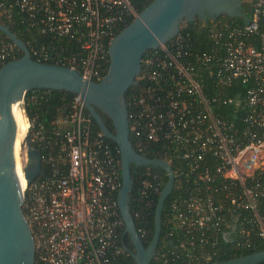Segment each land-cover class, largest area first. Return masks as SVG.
I'll use <instances>...</instances> for the list:
<instances>
[{"label":"built area","instance_id":"2783aa9c","mask_svg":"<svg viewBox=\"0 0 264 264\" xmlns=\"http://www.w3.org/2000/svg\"><path fill=\"white\" fill-rule=\"evenodd\" d=\"M5 8H15L22 25L74 45L65 53L33 48L35 61L95 82L108 70L110 41L138 16L132 0H0V12ZM248 17L243 24L202 22L195 36L203 30L204 44L178 33L159 47L156 67L142 77L144 92L130 100L134 150L161 144L175 162L174 169L162 159L174 173L162 229L170 245L163 255L176 263H211L220 238H231L240 252L264 243V0H253ZM14 57V44L0 38V65ZM85 110L74 95L68 115L50 122V136L36 117L25 116L29 141L42 149L46 167L21 190L34 264H121L125 252L117 242L124 230L120 161L102 133L93 132ZM147 167L136 173L137 200L158 191ZM132 217L140 219L139 212Z\"/></svg>","mask_w":264,"mask_h":264},{"label":"water","instance_id":"95a60500","mask_svg":"<svg viewBox=\"0 0 264 264\" xmlns=\"http://www.w3.org/2000/svg\"><path fill=\"white\" fill-rule=\"evenodd\" d=\"M245 0H153L138 16L118 33L108 45L109 65L98 82L84 79L78 71L68 67L47 64L32 59L25 43L9 28L0 24V32L21 51L19 59L0 67V264H34L35 250L32 234L23 215L21 189L16 170L15 129L11 108L21 102L28 91H65L78 95L102 135L113 141L119 152L121 187L117 207L124 224V233L133 246L135 264H150L162 234V215L167 198L174 185L171 165L162 159L147 158L133 148L129 135L126 93L137 85L143 56L174 39L183 21H214L222 15L249 21L242 4ZM23 111V110H22ZM106 115L113 132L106 126L101 114ZM28 164L23 168L29 184L42 174L38 151L24 139ZM155 166L163 169L167 182L161 190L154 212V231L147 247L143 245L129 207L133 188L131 168ZM235 226L231 228L233 232ZM226 241L232 242L231 238ZM123 249L129 251L122 241ZM264 250L228 261L208 264H260Z\"/></svg>","mask_w":264,"mask_h":264},{"label":"trees","instance_id":"16d2710c","mask_svg":"<svg viewBox=\"0 0 264 264\" xmlns=\"http://www.w3.org/2000/svg\"><path fill=\"white\" fill-rule=\"evenodd\" d=\"M152 1L153 0H132V4L137 9L138 14H139ZM252 4H253V0H246L242 4L243 11L245 12L247 16L251 15ZM6 11L9 12V15H10L9 18L5 14ZM5 12L3 13L0 12V24L7 26L13 34H15L18 38H20L25 43V45L28 47L29 51H31L33 48L40 49L41 47H44L46 50H49L51 53H54V52L65 53V52L73 50L74 45L69 42H66V41L59 42V41L53 40L50 37L41 35L36 29L29 28L27 25H22L20 23L21 15L17 12L15 8H11V9L5 8ZM133 20L134 19L128 20L126 25L122 27V30L126 26H128ZM216 21L227 22L230 24H243L242 19L230 18V17H227L226 15H222L218 17ZM201 24L203 23L199 20H195L194 22L183 21L180 25L179 34L183 35L184 37L188 36L186 37L187 39H195L196 37V39H198L199 42H202V44H204L208 42V40L206 39V35L204 34L203 30H201L200 33L197 36H195V32L198 30L197 27ZM122 30H120L118 33H120ZM0 38L5 43L13 44L1 32H0ZM171 42L172 41H168L166 45H170ZM159 55H160V51L157 49L155 51H147L146 54L143 56L140 74L138 78H136V81H138V83L137 85L129 88V90L126 93V104H127V109H128L129 114L131 112V105H130L131 98L138 97L140 96V94L144 92L145 84L142 82V77L148 71L156 67L157 59ZM21 56H22L21 51L15 47V57L13 59L6 61V63L12 60L19 59ZM31 57L32 59L36 60V58L33 55H31ZM45 63L52 64L53 62L45 61ZM108 65L109 63H107V66ZM1 66L2 65H0V67ZM32 95H35V101L29 102L28 98ZM230 95L234 96V93L230 92ZM73 96H74L73 94H70L65 91H40V90L28 91L24 99L25 116L29 119L36 117L37 122L44 126L46 134L50 136L51 135L50 122L59 115L62 117H66L68 115L70 101L73 98ZM85 112L88 114L86 110ZM228 112H230L229 109L227 113ZM99 113L101 114L108 129L113 132V126L109 118L103 113H101L100 111ZM91 121H92L93 132L94 133L100 132L99 128L97 127L96 123L93 121L92 118H91ZM56 129L62 130L63 127L57 126ZM104 140L107 143V145L110 147L114 156L120 161L119 152H118V148L116 144L110 139H107L105 137H104ZM130 140L132 142V145L136 148L133 139L130 138ZM29 142L33 147L37 148L38 153L40 155L43 154L42 149L38 148L31 141ZM48 149L53 154L54 158H56L57 160V155H56L57 148L51 144V147ZM167 151L168 150L164 145L150 143V144H147L146 149L140 153L151 159H166L168 161L170 160L172 167L175 169V162L172 161V159L168 157ZM42 168L45 173L46 172L45 165H43ZM147 168H149L150 171L155 175V181L158 183V191L155 193H152L147 199L142 198V199L137 200V197L135 195L136 173L142 170V167H138L136 169L132 167L131 170H132V178L134 180L133 181L134 187L132 188V192L130 194V203H129L131 214L134 216V211H138L140 214V219H136L134 217L133 220H134L137 230L142 229L145 231V235L141 238L143 245L145 247L149 245L150 240L152 238L153 231H154L155 207L157 204L159 194L167 182V175L163 169H161L160 167H155V166H149ZM120 180H121V165H120ZM170 198L171 197H168L165 202L163 213L165 212L167 203L170 200ZM162 218H163V215H162ZM122 241L127 246L129 251L124 252V255L121 259V264H135L132 258V255H131V253L133 252V246L129 241L128 235L124 233V230L121 231L117 242L118 244H120ZM169 246H170L169 242L163 239V229H162V236L159 241L156 254L150 264H182V263L174 262L172 260V257L169 256V254L163 255L164 251H166L169 248ZM263 250H264V243L255 242L253 247L249 250L242 251V252L236 251L234 249L233 244L226 241L224 238H220L218 255L212 262L228 261L234 258L260 252ZM200 264H204V263H200ZM260 264H264V262Z\"/></svg>","mask_w":264,"mask_h":264},{"label":"bare ground","instance_id":"6f19581e","mask_svg":"<svg viewBox=\"0 0 264 264\" xmlns=\"http://www.w3.org/2000/svg\"><path fill=\"white\" fill-rule=\"evenodd\" d=\"M12 117L14 119V129H15V156H16V170L19 179L20 189L22 190L26 184L23 171H21V164L23 163V145L24 139L27 135L28 123L23 111L20 108L19 103L14 104L11 108Z\"/></svg>","mask_w":264,"mask_h":264},{"label":"rangeland","instance_id":"374dc122","mask_svg":"<svg viewBox=\"0 0 264 264\" xmlns=\"http://www.w3.org/2000/svg\"><path fill=\"white\" fill-rule=\"evenodd\" d=\"M245 1H246V0H245ZM245 1H244V2H245ZM244 2H243V3H244ZM26 136H28V134H27ZM23 149H24V150H23V155H22V157L24 156V157H23V160H24V161H23V163L21 164V171H22L23 168L26 167V165L28 164V159H27V155H26V146H25V145H23Z\"/></svg>","mask_w":264,"mask_h":264}]
</instances>
